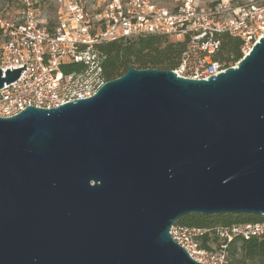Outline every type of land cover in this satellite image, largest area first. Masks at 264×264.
Returning <instances> with one entry per match:
<instances>
[{
    "label": "water",
    "instance_id": "95a60500",
    "mask_svg": "<svg viewBox=\"0 0 264 264\" xmlns=\"http://www.w3.org/2000/svg\"><path fill=\"white\" fill-rule=\"evenodd\" d=\"M191 214L264 217V34L208 80L131 66L0 118V264H201L170 235Z\"/></svg>",
    "mask_w": 264,
    "mask_h": 264
},
{
    "label": "built area",
    "instance_id": "2783aa9c",
    "mask_svg": "<svg viewBox=\"0 0 264 264\" xmlns=\"http://www.w3.org/2000/svg\"><path fill=\"white\" fill-rule=\"evenodd\" d=\"M169 9L156 0H59L57 22L46 24L37 9L14 19H0V69H19V78L0 89V118H12L27 107L53 109L92 98L109 82L107 56L99 47L150 35L185 42L178 77L208 80L238 63L221 61V36L243 42L246 55L264 34L261 0H177ZM74 66L68 72L65 68ZM174 242L201 264H227L236 239L264 241L259 223L184 227L170 230Z\"/></svg>",
    "mask_w": 264,
    "mask_h": 264
},
{
    "label": "trees",
    "instance_id": "16d2710c",
    "mask_svg": "<svg viewBox=\"0 0 264 264\" xmlns=\"http://www.w3.org/2000/svg\"><path fill=\"white\" fill-rule=\"evenodd\" d=\"M221 44L217 59L237 63L243 58V42L240 39L222 35ZM185 47V42L150 35L126 43H106L99 49L107 56L104 75L111 81L124 75L131 66L136 69L173 71L178 66ZM74 69V66L65 68L68 72ZM262 221L264 217L249 214L211 216L191 214L181 218L178 224L184 227L212 228ZM227 264H264V241L258 238L249 241L234 240L228 247Z\"/></svg>",
    "mask_w": 264,
    "mask_h": 264
},
{
    "label": "rangeland",
    "instance_id": "374dc122",
    "mask_svg": "<svg viewBox=\"0 0 264 264\" xmlns=\"http://www.w3.org/2000/svg\"><path fill=\"white\" fill-rule=\"evenodd\" d=\"M159 4L174 9L177 0H156ZM202 2L218 1V0H200ZM264 2V0H261ZM27 8L37 9L41 14L42 20L46 24L54 25L57 22L58 12L60 9L59 0H0V19H14ZM126 43V42H124ZM243 57L245 56L244 52ZM234 63V62H232ZM238 63V62H237Z\"/></svg>",
    "mask_w": 264,
    "mask_h": 264
},
{
    "label": "bare ground",
    "instance_id": "6f19581e",
    "mask_svg": "<svg viewBox=\"0 0 264 264\" xmlns=\"http://www.w3.org/2000/svg\"><path fill=\"white\" fill-rule=\"evenodd\" d=\"M248 52H249V51H247V53H248ZM247 53H246V54H247Z\"/></svg>",
    "mask_w": 264,
    "mask_h": 264
}]
</instances>
